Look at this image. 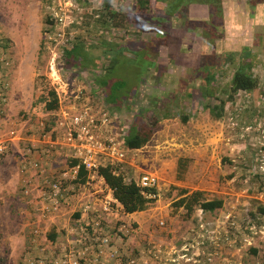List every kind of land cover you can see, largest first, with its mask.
<instances>
[{
  "label": "rangeland",
  "instance_id": "1",
  "mask_svg": "<svg viewBox=\"0 0 264 264\" xmlns=\"http://www.w3.org/2000/svg\"><path fill=\"white\" fill-rule=\"evenodd\" d=\"M102 1L0 0V38L10 41L15 78L10 86L13 108L3 116L6 125L0 140L12 131L28 144V138L40 135L39 123H55L61 110L71 115L86 107L91 113L106 114L109 136L122 145L137 119L152 112L158 126L148 142L138 150L119 147L125 157L120 163L125 178L136 182L139 175L151 174L157 186L153 202L142 212L128 214L130 220L119 204L111 205L109 213L116 215L111 219L116 225L105 231L112 237L118 264H264V216L259 210H264V42H258L256 52L241 50L220 60L209 56L210 48H197L191 40L185 43V49L193 46V50L209 52V57L200 59L199 51L189 55L183 47L184 51L179 49V43L170 46L164 28L134 19L137 11L130 9L128 0L107 1L110 10L126 16L122 28L106 25L93 31L83 27L85 15L103 10ZM160 5L151 12L166 23L169 15L165 16ZM169 22L179 26L182 21ZM76 35L85 39L90 61L84 59L86 65L68 70L62 65L61 50L69 49ZM181 35L174 33L172 39L178 42ZM142 45L144 49H140ZM120 46L125 49L117 52ZM138 52L145 53L148 67L140 64ZM245 53L253 56L251 73L257 87L237 92L215 119L205 106L223 99L232 72L247 58L240 59ZM112 60L117 65L109 70ZM209 66H213L209 74L214 81L206 83L210 95L204 98L199 88L204 86ZM95 76L105 77V88H97ZM44 88L57 90L53 113L44 112L38 104L31 107ZM78 89L80 99L75 100L73 94ZM91 182V187L101 186L95 178ZM181 190L201 191L206 199H220L221 208L212 212L195 209L186 215L173 206ZM19 192L17 189L9 197L0 193V264H25L37 257L49 260L50 254L52 259L58 257L67 241L80 232L72 215L78 207L71 211V206L61 204L56 212L39 220L38 212L22 203L35 196L22 200ZM87 194L98 201L106 196L104 191L91 194L89 190ZM106 198L108 201L109 195ZM88 218H100L102 223L106 219L97 212L89 213ZM25 223L28 226L21 231ZM118 225H124L128 233H118ZM32 226L38 228L33 241L29 235ZM54 228L61 238L56 241L58 246H64L60 252L46 246L44 239Z\"/></svg>",
  "mask_w": 264,
  "mask_h": 264
},
{
  "label": "built area",
  "instance_id": "2",
  "mask_svg": "<svg viewBox=\"0 0 264 264\" xmlns=\"http://www.w3.org/2000/svg\"><path fill=\"white\" fill-rule=\"evenodd\" d=\"M2 41H4L3 38H0V121L5 114L10 89L9 77L14 66L10 46H3ZM56 85L60 88V85ZM64 87L66 88L67 84H64ZM53 90L57 96L56 88ZM80 95L81 90L78 89L73 94V99L79 100ZM69 110H73V108ZM57 116L59 119L48 131H44V126L39 123L38 141L47 147L44 150H39L38 154L47 157L58 150L66 149L67 156L64 165L60 169L49 172L48 175L42 162L27 158L35 150L29 145L24 149L25 155L19 167L24 176L30 172H36L41 177L33 209L38 212L39 220L56 212L61 204H67L71 199H74L78 192L88 186L94 178L101 181L97 176L100 167L106 164L121 163L125 158L119 148L122 146L120 141L110 137L106 130L109 119L105 113H91L88 108L83 107L81 111L71 113V115L61 110L60 115ZM106 132L107 134H105ZM13 135L14 133L10 131L8 139L0 140V164L8 148V143L11 138L14 139ZM28 180L25 177L20 188V195L25 198L30 196ZM79 180H82V183H79ZM136 184L139 188L154 190L157 186V179L154 175L143 173L137 178ZM147 197L154 198V195ZM106 199L97 204L85 202L78 206L81 209L77 219L80 232L76 238H71L68 241L67 248L63 249L58 257L52 259L50 254L49 260L37 257L36 260H27L25 264H108L117 261V250L112 246V237L105 231L107 227L105 222L102 223L103 220L100 218H88L89 213L109 214L112 204L118 206L112 196L108 201ZM112 225L114 227L116 224ZM32 227L33 241L38 233V228L37 226ZM116 231L123 234L128 233L124 225H118ZM132 263L129 261L127 264Z\"/></svg>",
  "mask_w": 264,
  "mask_h": 264
},
{
  "label": "trees",
  "instance_id": "3",
  "mask_svg": "<svg viewBox=\"0 0 264 264\" xmlns=\"http://www.w3.org/2000/svg\"><path fill=\"white\" fill-rule=\"evenodd\" d=\"M108 0L102 1L101 11H94L90 16H84L82 26L90 29V30H98L102 29V27L108 25V28H122V23L126 21V16L124 14H117L110 10L108 4ZM130 9H136L137 15H134V19L144 21L145 24H153L157 25V27L167 26L168 20L166 19V23L163 18L160 16H156L152 14L151 9L157 5H163L165 16L173 15L178 10H181L187 7L189 4H208L210 6H214L217 4V0H128ZM160 5V6H161ZM162 9V10H163ZM155 11L159 12L156 8ZM163 22V23H162ZM45 23V22H43ZM72 23H70L71 25ZM84 38L80 35L73 36L72 44L69 49H62L61 55L63 57L62 65L65 69L71 70V68L79 67L86 65L84 59L87 60L86 54V43L84 42ZM158 44V42H157ZM2 45L7 47L9 46L5 41H2ZM143 46V47H142ZM140 49H144V45H142ZM123 47H118L116 50L122 51ZM109 52H112L113 49H108ZM143 51V50H142ZM242 51H246L243 50ZM116 52V53H117ZM136 52V50H134ZM137 53V52H136ZM142 55L141 60H139L140 64L143 67L147 66L145 63V53L138 52ZM39 55V53H38ZM247 57V58H246ZM246 58L241 63L235 67L232 72L229 81L225 87V95L223 99H219L216 105L205 106V109L210 110L209 114L211 117L217 119L221 116L223 106L226 102L232 100L233 96L237 92H250L257 87V80L250 73L251 63L250 60L253 58L251 55L248 57V54H244L241 56V60ZM90 61V60H87ZM93 64V62H90ZM145 63V64H144ZM117 63L112 60L110 69L111 70ZM148 67V66H147ZM213 66L206 67L207 76L204 81V86L199 88V92L202 97L207 98V95H210L209 88L206 87V83H210L213 80V76L209 73L211 72ZM104 72V76H105ZM212 74V73H211ZM104 76H95L93 82L97 86V88L106 87L105 77ZM37 81V77L35 79ZM34 81V84L36 83ZM103 88V89H104ZM114 88V87H112ZM111 88V89H112ZM110 89V90H111ZM116 90V89H115ZM111 93V92H110ZM114 96V93H111ZM188 96V93H185ZM222 94V93H221ZM35 104L41 106L44 112L53 113L57 109V100L55 96V92L50 88L41 89V93L39 94L36 102L31 104V107L35 108ZM143 119H137V123L135 126L131 127L127 132L126 136H124L122 145L126 150H138L141 149L150 139L152 133L157 129L158 120L155 114L152 112H147ZM182 122L186 121V118L183 117L181 119ZM52 121H47L44 124V131H48L50 128L54 127ZM120 163L116 164H106L103 167H100L97 171V176L101 179L102 183L109 190L112 198L117 202L123 213L130 214L134 212H142L144 211L152 202L153 198L147 197L148 195H154L153 189H142L139 188L134 180L131 178H125L124 171L120 170ZM81 178V177H80ZM79 183H82V180H79ZM222 202L220 199H206L203 197V193L201 191H193L187 192L184 190L180 191V195L178 199L173 203L175 208L182 209L186 215H190L195 209H198L200 212H212L214 210L220 209ZM260 212L264 216V210L259 208ZM77 213V212H76ZM74 213V214H76ZM78 214V213H77ZM31 236V234H29ZM44 239L47 241L53 242L55 240V234L48 233L44 235Z\"/></svg>",
  "mask_w": 264,
  "mask_h": 264
},
{
  "label": "crops",
  "instance_id": "4",
  "mask_svg": "<svg viewBox=\"0 0 264 264\" xmlns=\"http://www.w3.org/2000/svg\"><path fill=\"white\" fill-rule=\"evenodd\" d=\"M263 1L264 0L257 1L258 4L256 6H254L255 10H253V9L251 10L252 15H251L250 19L245 20V22H242V17L235 20V18L233 16L232 19H230L231 15L229 12L226 11V13H227V17L225 20L226 26L229 27V25L231 24L230 21L235 20L234 23L232 22L231 27L239 28L240 33H241L240 35H238L236 37L235 40H233L235 43L233 48L235 50H238L239 48H241L243 46L250 47V45L244 43L246 35H249V39L251 40V44H253L254 42H255V44H257L258 42H261V43L264 42V33L256 34L255 32L252 31L253 29L258 28L259 21L261 20V22H262V19L264 17V15H262L264 13V10H262ZM257 7L259 8L258 10H257ZM252 20H255V22L253 23ZM5 40H6V43L9 46H11L10 41L8 39H5ZM262 45L264 46V43H262ZM227 49L230 50L229 47ZM234 49H232V50H234ZM9 83H10V86L12 83V87H13V84L15 83L14 73H12V72H11L10 77H9ZM13 93L14 92H12L11 87H10L9 94H8V100H7L6 106H5V112H6L4 114L5 116L13 108V99H14ZM5 125H6L5 120L0 121V133L2 132V129ZM5 136L7 138L8 134H5ZM35 137L36 138H33V136H32L31 138H28L29 143L28 144L26 143L25 145L22 141H20V139L16 140L17 138L15 136H14V139L11 138V141L8 143V148H7L5 155H4V157L1 161V164H0V193L1 194L3 193L4 195H7L8 197L10 195L13 196L15 194V192L17 191V189L21 188L22 180L25 179V177H26L29 179L28 183L30 186V196L32 198L34 196L35 197L37 196L38 188H39L40 183H41L40 175L36 172H30L26 176H24L19 170V167H20L22 160H23V157L25 155L24 149L29 145L34 147L35 150L27 158L30 160H38L39 162H42L45 166V169H46V172L48 173V175H49V172H52L53 170L60 169L64 165L65 157L67 156V150L66 149L58 150V151H56V153H51L47 157H43V156L38 154V151L44 150L47 146L43 145L41 142L38 141V136H35ZM37 147H39V148H37ZM98 183L101 186L96 189L95 186L91 187L92 186V182H91L88 186H86L85 188H83L81 190L82 193L81 194L79 193L77 198L71 199L65 206H71V208H72L71 211H74L79 206V202L81 203L80 205H82L85 202L96 203V204L101 202V201H98L97 198H93L92 195L90 196V194H87V192H89V190L91 191V194L104 191V192H106V196L109 195V197H111V194L108 191L107 187L100 180H98ZM9 189H10V191H13V192H9ZM83 192H85L84 199L82 198ZM19 195H20V192H19ZM106 196L103 198H106ZM19 198L22 200L24 199V197H22L21 195L19 196ZM34 199L32 201L29 200L27 202H22V203L23 204L28 203L30 205V207L28 206V208L34 209L35 208V205H34L35 200ZM67 199H66V201H67ZM23 204H22V207H23ZM18 209H19L18 212L21 213L22 212L21 207H18ZM62 209L65 210V209H70V208L63 206ZM80 211H81V209H80V207H78V210L76 211L78 214L76 212H75L76 214H72L73 218L78 219ZM62 212L67 213L64 211H62ZM101 215L105 216V218H106L105 224L109 227L113 224L111 219L116 217V215L110 214V213L109 214H101ZM124 216H125V218L127 217V219H129L128 214H124ZM26 226H28L27 223L24 224L23 229L21 231H24ZM54 233H55V240L53 242H50V241H47L45 239V242H47L46 246H48L50 248L58 249L60 252L64 246L61 243H60V246H58L59 244H57V242H61V238H58V236L56 234L57 233L56 228H54ZM129 241H131V240H129ZM67 244H68V241H67ZM108 264H118V260L114 261V262H109Z\"/></svg>",
  "mask_w": 264,
  "mask_h": 264
},
{
  "label": "flooded vegetation",
  "instance_id": "5",
  "mask_svg": "<svg viewBox=\"0 0 264 264\" xmlns=\"http://www.w3.org/2000/svg\"><path fill=\"white\" fill-rule=\"evenodd\" d=\"M259 0H217V4L214 6H210L208 4H189L188 7L185 9L178 10L179 12L174 13L168 18V24L165 25L164 31L165 38L167 41L171 43L170 46H175L177 43L180 44L179 49L182 47L185 49L186 44L191 42H195L193 44H197L202 46L203 49L207 50L210 48V57H214V60H218L221 57H226V55L237 54L238 51L240 52L242 49L246 50L249 54L250 51L256 52L260 48H258V43L251 44V40L249 39V35L245 36V44L250 45V47L243 46L238 50L233 48L234 41L238 35H240V29L236 27H231L232 22L234 23L235 20L242 17V22L245 20H249L251 17V10H255L254 6H256ZM262 10H264V1L262 3ZM259 8L257 7V10ZM227 12L230 13L232 17L234 16L235 20L230 21L231 24L226 26L225 20L227 17ZM264 15V13L262 14ZM181 20V24L179 26H174L172 23L170 24L169 21ZM254 23L255 20H252ZM258 28L253 29L252 31L256 34L264 33V17L259 21ZM180 28V29H179ZM182 34L181 37H178V42L172 39L173 34ZM159 45L162 44L159 42ZM229 47L230 50L227 48ZM182 49L181 51H184ZM202 49V51H204ZM234 49V50H232ZM186 53H194L199 51L200 59L209 57L206 56L209 52L205 51L202 53L201 50H193V46H189L185 49ZM207 52V53H206ZM212 59V58H211ZM220 60V59H219ZM252 67L250 69L251 73ZM252 74V73H251Z\"/></svg>",
  "mask_w": 264,
  "mask_h": 264
}]
</instances>
